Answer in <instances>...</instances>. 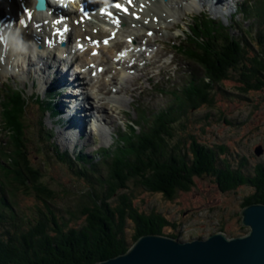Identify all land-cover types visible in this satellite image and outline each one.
I'll return each instance as SVG.
<instances>
[{"label":"rangeland","instance_id":"1","mask_svg":"<svg viewBox=\"0 0 264 264\" xmlns=\"http://www.w3.org/2000/svg\"><path fill=\"white\" fill-rule=\"evenodd\" d=\"M144 1L147 2V6L149 0H143V4L145 3ZM222 1L225 2V10L228 8L227 11H230V13L227 11L224 14L220 13L221 11L217 13L215 9L208 7L209 5L201 1L197 3L195 0L193 4L192 2L188 3V1L187 3L185 2V5L183 3L184 7L178 10L171 6H165L161 1L157 4L155 3V9L159 10L162 7L163 13L169 17L164 23L163 29L154 31L155 35L151 39V41L155 42L152 46L153 52L150 53L149 57L146 55L145 60H151V63L154 62L155 64L146 71V67H142L143 62L140 63L139 61L135 69L126 70L127 75L120 74L119 77L117 75L119 71H117L119 68L118 63L116 69L115 63L104 61V69L109 68V71L105 70L104 74L108 71L107 75H101V79L109 83L110 87L106 84L104 91L110 90V94H105L103 98H99V101L102 100L103 119L98 118L104 124L108 123L110 135H104L105 133L99 123L98 128H93V117L94 114L97 115L98 113L96 109H92L94 108L92 106V98L87 103L82 98V95L88 93L91 89L95 92L97 86L89 83L90 80H86L84 70L81 71L79 68V71H77V67L74 72L76 74L79 73V75L72 76V73L70 75L72 78L79 79L83 88H87L82 89L86 90L84 93L79 90L74 92L78 95L77 97L81 104L87 108V121L90 120L89 123L91 122L92 126L86 128V136L75 131V138L78 137L79 139L78 143H75V139L72 141L73 143L71 141L68 142V140L64 142V138L60 137V131H65L69 122L72 123L76 120L75 116L70 117L72 112L70 113V110L65 106L77 100L72 94L73 89H70L69 92L72 96L68 94L63 101V92L53 84L55 81L59 82L57 81L58 78L55 79L56 77L52 78L49 76L50 80L48 81L51 84L46 83L48 73L45 70L40 71L43 65H38L37 61L35 65L32 64L35 63L36 58L33 53L24 52L25 56H17L15 59L13 56L11 61L13 67L7 71L3 68L5 61L0 57V88L2 92L5 93L4 89L7 88L6 84L9 83L17 84V86L25 89L24 95L28 100L26 123L29 126L26 134L28 138L25 145L26 152L31 159L32 166L43 176L42 182L46 183L47 187L53 189L56 193L57 198L52 204L57 215L69 218L68 210L75 211L77 209L79 200L89 190L91 184L78 177L69 165L59 160V156L54 151L56 148L61 153L78 154L79 156L87 157L85 162L89 163H85V165L89 166V168L92 167L90 162L98 165L99 173L94 175V179L103 181L108 176V165L105 160L110 157L103 158L106 156H103V148H107L109 151L114 150L113 153H115L116 149H113V147L117 146L120 139L130 132L131 123H139L144 128L146 127L145 125H148L146 124L148 121L153 120L156 113H158L157 111L170 107L177 110V97L186 96V91L190 89L193 81L192 74L195 73L196 76L202 77L203 74L200 68L195 63L188 61L173 47L187 39L188 25L193 22L194 17L206 15L212 17L215 22H223L228 28H233L232 35L234 37H243L252 45L253 50L256 48L253 46V41H257V30L262 32V35L264 34V28H260L261 26L257 27L260 23L259 19H261V17H257V14L261 9L259 7H250L248 14L245 12L232 13L231 10L233 6H236L237 1L240 5L249 2L251 6V4L259 2V0H234L232 8L228 7L227 1L229 0ZM0 4L3 8L5 7L2 2ZM259 6L264 8V0H260ZM148 9L146 10L148 17L154 20L157 19L153 17L151 12L154 9L151 7ZM222 9L224 10V8ZM143 17L146 18L147 16H141V19ZM127 25L130 27L132 23H127ZM94 26L97 25L95 24ZM112 29L113 26H110L108 31L111 32ZM147 30V28L142 30L139 28L138 31L146 35ZM128 35L129 33L127 32V34L125 33L118 37L126 43L128 37L124 36ZM252 47L251 49L249 48V53L253 52ZM89 49L95 53L92 47ZM44 50L43 45V49L38 51ZM108 51L115 60H126V51H124L125 55H120V58H116V55L121 53L122 49L118 52L117 50L113 51L112 47H110ZM59 55L55 53L52 61L61 63L64 58ZM95 58H87V63L92 64L100 61L97 56ZM129 58H131L130 55ZM74 60V57L67 59L70 64V72H73ZM23 61L26 62L24 65L22 64ZM134 65L130 60L129 66L132 67ZM245 65L249 66V63ZM97 66L94 68L96 69ZM192 69L195 70L192 71ZM51 70H54V68H51ZM240 72V70L233 71L221 83L213 84V88L210 91L212 104H201L195 109L186 108L181 120L173 127L174 139L169 144L170 146L176 145V143L177 145H183L187 149L186 154L191 155L192 142L195 140L216 152L218 166H223L224 161H227L231 167L238 168L243 163L245 165L243 168L245 174L253 175L255 168L258 166L264 167V85L259 89L248 88ZM244 73L247 74V72ZM114 76H117L116 80L112 81ZM88 78L90 79V77ZM128 79H132L135 82H130ZM261 80L264 83V76ZM33 83L35 84L34 87ZM251 85L259 86V83L253 79ZM51 91H55L54 93H58V95H51ZM116 91L119 93L122 91V94L118 97L120 99L117 98ZM38 96H41V99H44L46 103H49V101L53 102L59 112L53 114V111L42 110L40 105L37 104ZM4 98L5 96L0 94V122L3 120ZM112 100H117L119 103ZM60 102L65 103L64 107L69 111H65L64 108L60 109ZM96 104L99 105L98 103ZM90 109H92V112ZM114 114L116 116L110 122V117ZM69 118L70 121H68ZM2 130L1 124L0 140L6 141L8 139ZM98 131H101V134L103 133V137L101 136L100 138L98 136ZM47 139H49V142ZM51 145L54 150L51 149ZM8 146H10L9 140ZM258 147L263 149L261 155H257L255 152ZM3 155L4 152H0V159ZM191 158L189 157V159ZM79 168L82 167L76 164L73 166V169ZM0 176L2 177L1 171ZM128 185L130 191L123 190L120 193L128 192V194H133L132 204L140 212L148 215L155 214L165 218L168 222L165 233H181L182 237L180 240L182 242L196 240L199 237L207 239L212 234L221 233V230L229 238L244 236L250 231L249 227H245L242 224V204L244 199L253 193V187L250 185L241 184L225 190L217 183L216 176L205 175L197 177L194 186L189 191H178L173 198H168L161 193L148 192L136 186L134 181L129 182ZM97 187L99 188L100 186ZM15 204L19 206V210L22 213L29 215L35 214L34 206L43 205V203L38 201L34 192L24 194L22 191L18 193L17 203ZM78 222H81V220ZM133 229L134 223L130 218H127L125 231L127 234H132Z\"/></svg>","mask_w":264,"mask_h":264},{"label":"trees","instance_id":"2","mask_svg":"<svg viewBox=\"0 0 264 264\" xmlns=\"http://www.w3.org/2000/svg\"><path fill=\"white\" fill-rule=\"evenodd\" d=\"M259 3L260 0L250 6L246 2L238 9L248 14L251 8L259 7L261 11L257 17L261 19L257 27L264 28V8ZM212 19L205 15L195 17L188 25L187 39L173 46L200 68L202 77L192 74L193 81L186 96L177 97V110L170 107L157 111L144 128L139 123H131L130 132L113 147L115 153L103 148V156L106 155L103 158L110 156L105 160L108 165L105 180L94 179L99 173L98 165L90 162L92 167L89 168L85 165L89 163L85 162L87 157L61 153L51 145L62 163L91 184L79 200L77 209L68 210L69 218L57 215L52 204L57 198L56 193L42 182L43 176L32 166L26 152L29 126L26 123L28 100L25 89L8 84L3 93L0 88V94L5 96L0 125L10 141L7 147L8 140H0V152H4L0 159V264H98L126 253L145 235L180 240L181 233H165L168 225L165 218L140 212L132 204L133 194L120 193L130 191L128 184L131 181L148 192L173 198L178 191H189L197 177L214 175L225 190L241 184L253 187V193L244 199L243 209L251 204H264L263 166L248 175L243 163L238 168L231 167L227 161L218 166L216 152L195 140L191 155L186 154L183 145L169 144L174 139L173 127L181 120L186 108L212 104L210 91L213 84L221 83L233 71H241L248 88L259 89L264 85L261 80L264 76V34L257 30L253 50L247 39L232 35V27ZM251 47L253 52L249 53ZM253 79L259 86L251 85ZM37 104L44 111L59 112L53 102L46 103L41 96H38ZM75 164L82 168L73 169ZM20 191L24 194L34 192L43 203L34 206L35 214L22 213L15 204ZM127 218L134 223L132 234L125 231Z\"/></svg>","mask_w":264,"mask_h":264},{"label":"bare ground","instance_id":"3","mask_svg":"<svg viewBox=\"0 0 264 264\" xmlns=\"http://www.w3.org/2000/svg\"><path fill=\"white\" fill-rule=\"evenodd\" d=\"M19 1H24L26 3V5L29 4V5L33 6V0H0V2H2L4 4V6H5L3 8L2 5L0 4V20H1V18H3V16H5L6 13H10L9 14L10 16H12L14 18L18 17V19H20L22 17V20L25 23L29 24V20L25 16H23L22 14H19L21 10L18 9V6H21V7L23 6L22 4H18ZM115 1H117V0H115ZM115 1H113V2H115ZM99 2H100V0H92L90 3L85 5L84 8L88 9L89 11H91V10L94 11L96 8H98ZM138 2H143V1L142 0H138ZM185 2H186V0H169L165 4V6H171V7H174V8H176L178 10V9H181V8L184 7ZM201 2L206 4V5H209L213 9H215V12H217V13H219L221 11L220 13L224 14V13H226V11L228 9L227 8L225 10V2L222 1V0H216V4H211V1H209V0H201ZM146 3L147 2H145L143 5L146 6ZM183 3H184V5H183ZM233 3H234V0L227 1V4H229L228 7L232 8ZM161 8L162 7H160L159 10L158 9H154V10L151 11L153 13V17L158 19V23H155V20L153 18H150V22H149V25H147V27H145V24L141 23V21H140V20H144L145 17H143L142 19H140L138 21H135V20L134 21L133 20L132 21H128V18H126V15H122L120 12H118L117 9L110 8L109 11L114 12L117 17H119L120 19H122L124 21H127V23H129V24H131V23L134 24L135 23V25H140L141 29L147 28L148 29L147 32H148L149 30L157 31L159 29H163L164 23H166V21L169 19V17L163 13V10H161ZM222 8H224V10ZM5 9H7V10L5 11ZM50 10L51 9L49 8V11ZM147 10H149V9H147ZM139 12H140V15L143 16L144 12L141 11L140 9H139ZM146 12L147 11H145V15L148 17ZM227 12L230 13V11H227ZM52 13H53L54 16H56L54 12H52ZM77 15H78V17H83L84 22L81 25H79L77 28H74V30L76 31L75 32V36H74V39H75L76 43L77 44L78 43H82V45L84 47H86V46H89V48L92 47L93 50L95 51V53H101L100 56L102 58L101 57H97L98 59L100 58V61H98L97 63L99 64V66L101 65V67L105 66L104 61L110 55V52L108 51L110 49V47H112L113 51L117 50L118 52H120L122 47H123V45H125L123 40L120 39L118 36L119 35H124L126 33V31L122 30V32H121L120 30H117L116 32L111 33V32L105 31L103 29L97 28V26L91 25V23L88 21L87 16H84L83 13L82 14L78 13ZM35 19L41 20V21H43L44 19H50L48 25H44V24L42 25V27H43L42 28V30H43L42 33H37L35 31V29L31 25H29L27 27H21L20 28V32H19L18 26H16V29L14 31H12L11 34L8 33V29L9 28L6 27L4 29V33H5L6 37H7V42H6V38H5V41H4V36L0 35V57L1 58L4 57L3 60L5 61V63L3 64L4 65L3 68L5 69V71H7V70H9L10 68L13 67V65H11V60H12L13 56H20L21 53H23V55H22V57H23V56H25L24 52H31V53L34 54V56H36L35 63H32V64L35 65L37 62H38L37 63L38 65L42 64L43 66L41 67L40 71L45 70L48 73V78L46 80V83L51 84L48 81V80H50L49 76H51L52 78L56 77L55 79L58 78L57 81H59V82H56V81L54 82L53 81L54 82L53 84L60 91L63 92V94H64L63 95V99H62L63 101L66 98V96L68 94H70L69 93L70 89H73V93L72 94L77 99V100H75L76 102L72 101L70 103V105H65V103L60 102V107H61L60 109L64 108L65 111L67 109H69L70 113L72 112L71 113L72 116L70 115V117H74V116L76 117L75 121H73L72 123L69 122V124L67 125L65 131H60V129H59V131L61 132L60 133L61 134L60 137L64 138L63 139L64 142L68 140V142L71 141V143H73L72 141L75 139L76 142L75 141L74 142L78 143L77 141L79 139H78V137L75 138L76 137V132L75 131L80 132L81 134L85 135L86 128L88 126H92V124H93V128H98L99 125H100V127L102 128V130L105 133L104 134L105 136L107 134L110 135V133L108 131V123L106 122V124H104L98 118V117H100L101 120L103 119V117H102V115H103L102 114V108L103 107L101 105V101L102 100L99 101V98L100 97L103 98V95L105 96V94H108V95L110 94V90L109 91L106 90L107 92L104 91V89L106 87V84L109 85V83L104 81V79H101V75L102 76L107 75V72L109 71L108 70L109 68L105 69V70H108V71L105 72V74L104 73H102L101 75L97 74L96 79H92L96 75V72H93L94 70H90L89 71V75L91 74V72H93V73L89 76L90 77L89 83L93 84L94 86H97L96 87L97 90L94 92L93 89H91L88 93H84L86 90H82V89H87V88H83L82 82H80L79 79H75L74 77L73 78L71 77V75H70L71 72H70V69H69L70 68L69 67L70 66L69 62L67 60H65V59H62L61 63H57L55 61H52V58L55 56V53L56 54H60L61 56H63L62 58H65V56L68 54V52H66L65 49L60 47L59 42L61 40H63V39H68V40L69 39H73V36H72L71 32H69L66 29L67 32H66L65 36L64 37L60 36V34L57 33V30H59V29L63 30L64 28L60 27L58 24H55V20H57V18L50 17L47 14V12L43 13V14L36 13L35 16L33 17V20H35ZM7 22L8 21H6V23ZM6 23L3 25L4 27L6 26ZM1 27L2 26H0V31H1ZM34 31L36 32L35 33L36 37H40V36L44 35V38L50 39V41H51L50 44H47V43L43 44L44 48H45L44 51H38V49L36 47L37 43L34 42V40H33ZM134 31L128 32L129 35L128 36H124V37H128V38L135 37L134 40L135 41L138 40L141 37V34L140 33L136 34V32H139L138 30L135 31V32ZM105 40L108 41V44H104L103 43ZM92 42L97 43L95 48H94V46L91 45ZM111 53H113V52H111ZM141 57H143V53L139 54V58H141ZM24 63H26V62L23 61L22 64L24 65ZM74 64H76L75 60H74ZM153 64H155V63L153 62V63H150L147 66H145L146 67L145 70L146 71L149 70V68L151 66H153ZM77 67H78L77 71H79V68L81 69V67L79 65ZM118 67H119L118 68L119 71H118L117 75L120 77V74H126V70L128 71L131 68L135 69L137 66L134 65V66L130 67L128 61H126L125 59H121L118 62ZM51 68H54V70H51ZM81 71H83V70L81 69ZM116 77L117 76H114L112 81H115ZM128 81H130V82L132 81L133 82L134 80L128 79ZM89 83H87V84H89ZM34 86H35V84L33 83V87ZM109 87H110V85H109ZM75 90H79V91H82L81 93H84V95H82V94L81 95H82V98L84 100H86L87 103H89L91 101V98H92V102H93L92 106L94 107L92 109H96V112L98 113L97 114L98 116L94 114V117H93L94 121L92 122V124H91V122L89 123L90 120L87 121V115H86L87 114V108L84 105L81 104V102L79 101V98L77 97L78 95H76V93L74 92ZM120 92L121 93L116 91L117 98L120 97V95L122 94V91H120ZM7 95H8V93H7ZM10 95H11V93H10ZM55 96H57V95H55ZM70 96H72V95L70 94ZM118 99H120V98H118ZM113 102H118L119 103V101H117V100H114ZM96 103H98L99 105H97ZM57 104L59 105V103H57ZM64 105L67 107V109H65ZM115 106H116V104H115ZM119 106H120V104H119ZM92 109H90V111ZM69 110H67V111H69ZM115 116H116L115 114L113 116H111V117L108 115V117H110V119H111L110 122L112 121V119L115 118ZM95 119H96L97 122L95 121ZM68 121H70V118L68 119ZM86 122H87V124H86ZM98 123H99V125H98ZM98 134H99L98 136L100 138H101V136L103 137V133L101 134V131H98ZM245 227H247V226H245Z\"/></svg>","mask_w":264,"mask_h":264},{"label":"water","instance_id":"4","mask_svg":"<svg viewBox=\"0 0 264 264\" xmlns=\"http://www.w3.org/2000/svg\"><path fill=\"white\" fill-rule=\"evenodd\" d=\"M255 152L261 155L263 149L258 147ZM242 224L250 231L235 238L215 233L207 239L182 242L163 235H146L126 253L98 264H264V204L245 207Z\"/></svg>","mask_w":264,"mask_h":264}]
</instances>
